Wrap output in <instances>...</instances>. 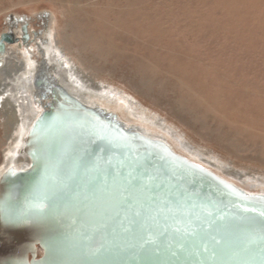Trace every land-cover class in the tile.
I'll return each instance as SVG.
<instances>
[{"label": "water", "instance_id": "95a60500", "mask_svg": "<svg viewBox=\"0 0 264 264\" xmlns=\"http://www.w3.org/2000/svg\"><path fill=\"white\" fill-rule=\"evenodd\" d=\"M21 29L25 42L27 22ZM15 40L0 33V66ZM40 75L46 101L24 143L29 165L0 177V264H264V193Z\"/></svg>", "mask_w": 264, "mask_h": 264}, {"label": "rangeland", "instance_id": "374dc122", "mask_svg": "<svg viewBox=\"0 0 264 264\" xmlns=\"http://www.w3.org/2000/svg\"><path fill=\"white\" fill-rule=\"evenodd\" d=\"M23 22L42 38L52 27L96 89L130 101L102 99L107 112L143 120L181 154L264 189V0H0V33ZM1 119L0 167L10 146Z\"/></svg>", "mask_w": 264, "mask_h": 264}, {"label": "bare ground", "instance_id": "6f19581e", "mask_svg": "<svg viewBox=\"0 0 264 264\" xmlns=\"http://www.w3.org/2000/svg\"><path fill=\"white\" fill-rule=\"evenodd\" d=\"M47 16L46 18L49 20ZM51 28L47 30V36L44 38V42L40 40L42 37H39L38 33L35 35L34 40L37 42L34 41V44L36 45L38 52L41 53L40 60L33 59L31 57V51L28 49H25V51L21 46L20 43L22 42L23 34L21 28V32L17 33L6 31L9 32L16 40L14 42H5L4 63L2 66H0V118H2L1 120L4 127L5 139L10 142L7 143L10 146L7 149V153L5 154L4 163L0 167V177L4 174L6 169L10 167L15 170H20L29 165V158L24 153V143L27 138V133L33 122L44 110V106L39 104L41 103L39 101L40 99L33 101L31 93L29 94L27 92V90L30 89H32L31 91L34 92L33 79L35 81V76L39 74L38 71H44L46 75L52 80L51 83L53 85L60 84L67 90V92L76 96L79 100H81V102L92 106L103 114L111 115L112 117L114 116L115 119L126 128L138 130L140 133L149 136L150 138L163 139L174 152L178 154L182 153L176 150V144L174 145L170 143L168 139L165 138V136L159 134V131L154 129L155 127L151 128L147 126L143 120L142 122L129 118L130 124H127L119 120L118 116L111 111L107 112L108 106L105 107L104 104H101L102 99L109 100L110 102L112 101L111 99L114 98H122L127 103L130 101L126 97L121 96L119 92L107 88L106 86H100L98 89H96V84L91 83V78L83 75L79 70H77V68H74V66L70 64L69 60L65 57L61 48L59 47V43L55 40L54 34L52 33L53 29ZM27 33L28 40L31 41L34 36V32H32L28 27ZM17 35H19L21 38H19ZM30 37H32V39ZM17 41H19V43H17ZM33 71L35 73L37 72V74L34 75ZM38 80L40 79L37 78V81ZM28 85L30 86V89L28 88ZM139 114L145 115L140 111ZM156 124L158 123L155 122L153 125L157 126ZM183 156L215 172L222 178L234 183L235 185L250 193H264L262 186H257L256 183L241 184L237 183L239 181L233 182V180L224 177V174H219L211 167L203 165L200 162L187 157L186 154ZM3 228L4 227L1 229L2 232L4 230ZM6 232L7 231H4V234ZM8 236L10 235L5 236L7 237L5 240L8 239L12 244L11 241L14 240V237H12V235L10 237ZM11 244H9V247H11ZM5 253L6 251H4L3 254L0 253V257H3Z\"/></svg>", "mask_w": 264, "mask_h": 264}, {"label": "flooded vegetation", "instance_id": "af4514ba", "mask_svg": "<svg viewBox=\"0 0 264 264\" xmlns=\"http://www.w3.org/2000/svg\"><path fill=\"white\" fill-rule=\"evenodd\" d=\"M29 23H27V25H28ZM29 27V26H28ZM20 28H21V25H20ZM20 28L18 29V30H12V29H9L8 31H11V32H15V33H17V32H21L20 31ZM29 29H30V27H29ZM32 32H34V36H33V39H32V37H30L32 40L30 41V40H26L25 42H21V46L23 47V49L25 50V49H28L29 50V46L31 45L30 43H33L34 44V41H36V40H34V38H35V35H36V33H38L37 31H35V30H33V29H30ZM39 34V33H38ZM40 35V34H39ZM17 36H19V35H17ZM32 36V35H31ZM19 38H21L20 36H19ZM40 40L42 41V42H44V38H40ZM37 42V41H36ZM30 44V45H29ZM35 45V44H34ZM26 51V50H25ZM34 72V71H33ZM38 75H36L35 77H36V79L35 80H37V78L38 79H40V81L42 82V84L41 85H36V86H34V90H45L43 87H44V83H43V81H42V78H41V75L40 74H42L40 71H38ZM43 73L44 74H46L44 71H43ZM35 74H37V72L35 73L34 72V75ZM40 76V77H39ZM34 77V78H35ZM33 82H34V79H33ZM39 86V87H38ZM39 99H41V103H39V104H42L43 106L45 105V101H46V99L44 98V94L42 93V94H40V96H39ZM42 100H43V102H42Z\"/></svg>", "mask_w": 264, "mask_h": 264}, {"label": "snow or ice", "instance_id": "6c2138e0", "mask_svg": "<svg viewBox=\"0 0 264 264\" xmlns=\"http://www.w3.org/2000/svg\"><path fill=\"white\" fill-rule=\"evenodd\" d=\"M37 207H40V205H37ZM261 215L264 216V212H262Z\"/></svg>", "mask_w": 264, "mask_h": 264}]
</instances>
